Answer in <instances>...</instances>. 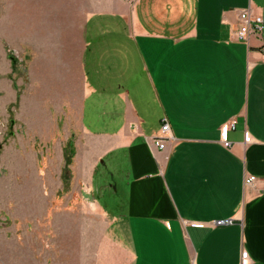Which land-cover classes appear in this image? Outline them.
Returning <instances> with one entry per match:
<instances>
[{
	"label": "crops",
	"instance_id": "obj_1",
	"mask_svg": "<svg viewBox=\"0 0 264 264\" xmlns=\"http://www.w3.org/2000/svg\"><path fill=\"white\" fill-rule=\"evenodd\" d=\"M248 8L264 17V0H0L15 167L41 143L63 159L73 137L72 168L104 220L95 264H264V31L237 38ZM30 179L33 212L45 195Z\"/></svg>",
	"mask_w": 264,
	"mask_h": 264
},
{
	"label": "rangeland",
	"instance_id": "obj_2",
	"mask_svg": "<svg viewBox=\"0 0 264 264\" xmlns=\"http://www.w3.org/2000/svg\"><path fill=\"white\" fill-rule=\"evenodd\" d=\"M9 60L13 69L10 80L16 84L13 74L20 75L15 65L18 60L13 55ZM17 106L18 101L0 104V145L8 144L6 150L0 149V264H95L94 250L104 220L92 210L95 190L82 184L72 168L75 146L71 148L69 144L73 137L63 138V159L56 150L46 151L51 145L41 143L38 151L23 152L27 168L20 167V163L15 167L14 143L19 141L14 137ZM26 138L31 140L30 136ZM58 145L57 139L55 147ZM36 170L43 184H38V190L33 186V190L43 192L45 197L37 201L31 212L30 200L21 198V192L29 190L30 194L31 186L21 187V183L30 181ZM46 207L47 215L43 214ZM57 209L72 212L52 216ZM5 234L6 253L1 245ZM36 251L35 260L32 252L35 255Z\"/></svg>",
	"mask_w": 264,
	"mask_h": 264
},
{
	"label": "built area",
	"instance_id": "obj_3",
	"mask_svg": "<svg viewBox=\"0 0 264 264\" xmlns=\"http://www.w3.org/2000/svg\"><path fill=\"white\" fill-rule=\"evenodd\" d=\"M239 19L240 24L238 29L236 30V36L239 40L248 41L252 34L262 33L264 31V17L260 14L253 13L250 8L241 11L239 14ZM235 123L236 121H231L229 123L224 124L221 128L222 140L226 147L230 146V142L227 139V135L229 130L235 128ZM169 133L170 125L168 121H165L161 129V134L154 139L156 146L160 148H165L166 141L171 137ZM255 180V175H249L246 177L245 183L247 185H250ZM226 222L228 221L218 220L216 221V224H224ZM250 261L251 260L249 258H244L242 263L249 264Z\"/></svg>",
	"mask_w": 264,
	"mask_h": 264
},
{
	"label": "trees",
	"instance_id": "obj_4",
	"mask_svg": "<svg viewBox=\"0 0 264 264\" xmlns=\"http://www.w3.org/2000/svg\"><path fill=\"white\" fill-rule=\"evenodd\" d=\"M69 145H70L71 148H73V146H72L73 145V141H71Z\"/></svg>",
	"mask_w": 264,
	"mask_h": 264
}]
</instances>
